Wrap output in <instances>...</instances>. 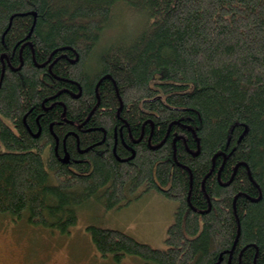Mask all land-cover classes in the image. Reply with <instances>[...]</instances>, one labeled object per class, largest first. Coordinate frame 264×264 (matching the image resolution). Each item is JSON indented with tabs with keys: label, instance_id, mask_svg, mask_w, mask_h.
Instances as JSON below:
<instances>
[{
	"label": "trees",
	"instance_id": "trees-1",
	"mask_svg": "<svg viewBox=\"0 0 264 264\" xmlns=\"http://www.w3.org/2000/svg\"><path fill=\"white\" fill-rule=\"evenodd\" d=\"M147 192L164 247L94 225L100 256L264 264V0H0V216L65 234Z\"/></svg>",
	"mask_w": 264,
	"mask_h": 264
},
{
	"label": "rangeland",
	"instance_id": "rangeland-1",
	"mask_svg": "<svg viewBox=\"0 0 264 264\" xmlns=\"http://www.w3.org/2000/svg\"><path fill=\"white\" fill-rule=\"evenodd\" d=\"M121 29L117 26L107 30L99 45L114 38ZM174 208V200L155 192L108 210L92 201L78 208L77 221L65 234L0 216V264H141L132 255L116 263L111 256H100L88 228L95 225L116 229L137 242L160 249L173 222Z\"/></svg>",
	"mask_w": 264,
	"mask_h": 264
},
{
	"label": "flooded vegetation",
	"instance_id": "flooded-vegetation-1",
	"mask_svg": "<svg viewBox=\"0 0 264 264\" xmlns=\"http://www.w3.org/2000/svg\"><path fill=\"white\" fill-rule=\"evenodd\" d=\"M55 98H56V97L54 96V97H52V99H50V100H51V102H50V103H51V104H50L51 106H53V104H54V102H55V101H53V100H54ZM55 100H56V99H55ZM115 138H116V135H115ZM63 147H64V144H63ZM63 151H64V152L66 151L65 147H64ZM65 153H66V152H65ZM65 157H67V154H65Z\"/></svg>",
	"mask_w": 264,
	"mask_h": 264
}]
</instances>
